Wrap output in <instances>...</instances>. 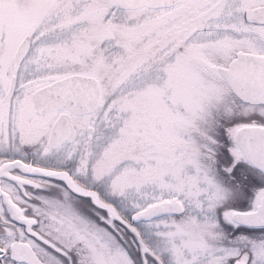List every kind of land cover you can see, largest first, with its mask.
Here are the masks:
<instances>
[{
    "label": "snow or ice",
    "instance_id": "1",
    "mask_svg": "<svg viewBox=\"0 0 264 264\" xmlns=\"http://www.w3.org/2000/svg\"><path fill=\"white\" fill-rule=\"evenodd\" d=\"M0 264H264V0H0Z\"/></svg>",
    "mask_w": 264,
    "mask_h": 264
}]
</instances>
